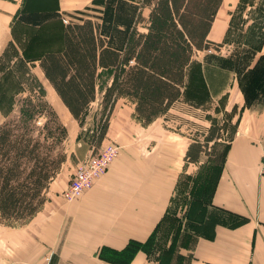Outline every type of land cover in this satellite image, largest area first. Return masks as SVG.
<instances>
[{"label":"rangeland","instance_id":"1","mask_svg":"<svg viewBox=\"0 0 264 264\" xmlns=\"http://www.w3.org/2000/svg\"><path fill=\"white\" fill-rule=\"evenodd\" d=\"M263 3L264 0H239L227 24L222 45L193 53L192 63L187 70L189 80L185 94L163 116L146 126L126 117L121 126L127 133L124 141L139 143L144 157L157 156L160 159L172 155L173 166L179 161V167L175 166L173 171V195L159 229L145 242L130 241L122 249L95 247L92 244V253L87 257L88 252H82L83 259H79L71 256V251L75 253L78 238L77 231L71 228L69 222L62 227L54 224L52 235L58 236L55 244H47L49 241L35 231V220L24 226V230H11L0 224V264H133L135 255L163 261L168 257L175 260L176 257L178 264H185L179 253L183 212L188 209L190 216L195 218L196 209L202 202H209L226 143L235 135L237 128L242 131L249 126L256 135L264 133V72L261 74L264 66L253 71L248 69L264 55V48L260 51L254 49L260 45L264 32V16L260 12ZM134 13L135 7L128 0H100L83 15L91 16L99 23L100 32L110 45L122 47L135 25ZM16 20L17 28L24 29L25 33L16 29V33H0V123L16 117L20 103L26 97L47 102L48 109L55 112L67 131L61 144L67 159L57 175L62 177L69 171L74 172L76 162L82 159L80 156L91 147H96V126L101 117L100 97L109 75L105 72L99 76L95 101L86 107L78 120L75 119L44 77L38 63V57L43 52L59 48L62 33H55L56 28L50 26L47 27L49 33H37L30 22H21L20 17ZM222 26L219 18L215 29ZM200 67L203 68L202 80L194 81L192 78L196 74L193 75V72ZM122 103L126 104L124 99L119 101L120 105ZM244 108L247 111L241 115ZM46 115H40L36 123L38 126L48 119L47 112ZM211 124L219 131L220 137L208 143L199 164L190 165L189 172L188 168L184 172L180 168V161L186 142H203ZM139 126H143V129L137 131ZM103 141L117 142L109 133H106ZM263 147L264 142L261 153ZM261 172L264 171L261 169ZM65 189L59 192L63 199ZM168 239L170 246H167Z\"/></svg>","mask_w":264,"mask_h":264},{"label":"crops","instance_id":"2","mask_svg":"<svg viewBox=\"0 0 264 264\" xmlns=\"http://www.w3.org/2000/svg\"><path fill=\"white\" fill-rule=\"evenodd\" d=\"M96 1L100 0H0V33H16L15 29L25 33L24 29L17 28L19 17L21 22L33 24L37 33H49L48 26L56 28L55 33H63L68 22L85 18L95 21L83 14ZM128 1L135 7L133 21L137 30L146 32L151 6L143 4V0ZM238 3L239 0H222L207 35L209 40L223 42L227 24ZM219 18L223 26L216 30ZM61 49L62 42L53 51ZM121 99L126 104L120 105ZM245 111L247 108L242 109L241 115ZM132 112L130 101L125 98L116 101L106 133L116 138L119 144L114 143L119 146V153L107 172L89 190L66 203L59 192L67 187L73 172L59 175L49 184L44 207L28 223L17 229L5 228L24 230V226L35 220V231L49 241L47 244H55L58 236L52 235L54 224L62 227L69 222L78 238L71 256L79 259L83 257L82 252H88L87 257L92 253V244L122 249L130 241L145 242L161 226L173 195V171L179 161L173 166L172 155L160 159L144 157L139 143L124 141L127 133L121 126L126 117L133 118ZM141 129L143 126L137 131ZM263 142L264 133L256 135L246 126L242 131L237 128L226 143L209 202H202L196 209L195 218L190 216V210L183 212L179 253L185 264H264V172L260 169ZM105 143L108 142L101 144ZM190 143L191 140L186 142L180 161L184 172H187L185 168L189 172L190 165L199 164L205 155L201 153L196 162L185 160ZM92 149L80 158L84 159ZM167 243V246L171 245L169 239ZM138 256H133V264H178L176 257L163 261Z\"/></svg>","mask_w":264,"mask_h":264},{"label":"trees","instance_id":"3","mask_svg":"<svg viewBox=\"0 0 264 264\" xmlns=\"http://www.w3.org/2000/svg\"><path fill=\"white\" fill-rule=\"evenodd\" d=\"M221 3L222 0H143V4L151 6L147 31L139 32L134 25L122 47L110 45L99 23L92 19L68 22L61 37L62 49L43 52L38 57L39 66L77 120L95 101L99 76L108 72L99 103L101 117L95 134L98 146L119 98L133 104V118L146 126L184 96L193 53L222 45L207 38ZM260 7L264 16V3ZM139 19L140 15L137 22ZM260 39L255 51L264 48V32ZM263 66L264 55L248 69ZM201 68L193 72L194 81L202 80ZM48 110L47 102L26 97L20 103L19 114L0 123L2 225H24L41 210L49 184L67 159L61 146L66 127L54 111ZM46 112L48 119L38 126V118L47 116ZM219 137L211 124L203 142L189 144L185 160L196 162L201 153H206L208 143Z\"/></svg>","mask_w":264,"mask_h":264},{"label":"built area","instance_id":"4","mask_svg":"<svg viewBox=\"0 0 264 264\" xmlns=\"http://www.w3.org/2000/svg\"><path fill=\"white\" fill-rule=\"evenodd\" d=\"M119 146L114 142L100 144L92 149L76 166L63 192V197L71 201L89 190L109 168L111 162L117 157ZM261 169L264 171V147L261 153Z\"/></svg>","mask_w":264,"mask_h":264}]
</instances>
